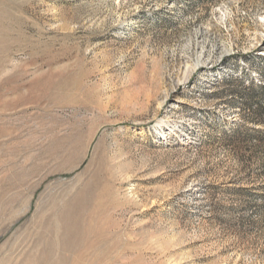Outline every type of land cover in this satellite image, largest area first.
<instances>
[{
    "label": "rangeland",
    "instance_id": "1",
    "mask_svg": "<svg viewBox=\"0 0 264 264\" xmlns=\"http://www.w3.org/2000/svg\"><path fill=\"white\" fill-rule=\"evenodd\" d=\"M257 132L264 0H0V264H264Z\"/></svg>",
    "mask_w": 264,
    "mask_h": 264
},
{
    "label": "trees",
    "instance_id": "2",
    "mask_svg": "<svg viewBox=\"0 0 264 264\" xmlns=\"http://www.w3.org/2000/svg\"><path fill=\"white\" fill-rule=\"evenodd\" d=\"M257 133H259V138L257 139L264 140V132H257ZM251 137H255V135H252Z\"/></svg>",
    "mask_w": 264,
    "mask_h": 264
}]
</instances>
